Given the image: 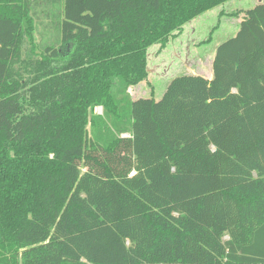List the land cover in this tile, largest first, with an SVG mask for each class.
I'll return each instance as SVG.
<instances>
[{"label":"trees","instance_id":"16d2710c","mask_svg":"<svg viewBox=\"0 0 264 264\" xmlns=\"http://www.w3.org/2000/svg\"><path fill=\"white\" fill-rule=\"evenodd\" d=\"M227 1L0 0V264H264V0L211 79L129 91Z\"/></svg>","mask_w":264,"mask_h":264},{"label":"rangeland","instance_id":"374dc122","mask_svg":"<svg viewBox=\"0 0 264 264\" xmlns=\"http://www.w3.org/2000/svg\"><path fill=\"white\" fill-rule=\"evenodd\" d=\"M260 1L263 0H229L186 23L182 33L164 50L160 49L159 44L152 45L148 51L149 76L147 80L130 88L133 98L153 95L158 100L171 78L205 71L215 46L235 35L244 11ZM235 11L240 14L231 15ZM41 31L43 29L39 25L36 34L38 40ZM209 37L211 41L206 42ZM28 74L31 75V72L28 71ZM95 112H102V107L96 106Z\"/></svg>","mask_w":264,"mask_h":264},{"label":"crops","instance_id":"0c3cea01","mask_svg":"<svg viewBox=\"0 0 264 264\" xmlns=\"http://www.w3.org/2000/svg\"><path fill=\"white\" fill-rule=\"evenodd\" d=\"M241 22V20H240ZM218 44L215 46V50H214V53L213 55L211 56V59H210V64L208 65L207 69L205 71H200V73H196V74H201L209 79H211L213 77V68H212V63H213V59H214V55H215V51H216V48H217ZM198 64V62H196ZM172 78L169 80L171 81ZM169 84V82H168ZM168 84L166 85L165 88H167ZM166 90V89H165ZM130 91V90H129Z\"/></svg>","mask_w":264,"mask_h":264}]
</instances>
